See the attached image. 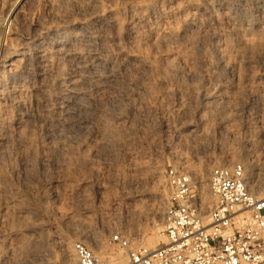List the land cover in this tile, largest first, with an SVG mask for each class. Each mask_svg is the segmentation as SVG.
I'll return each instance as SVG.
<instances>
[{
	"label": "rangeland",
	"instance_id": "1",
	"mask_svg": "<svg viewBox=\"0 0 264 264\" xmlns=\"http://www.w3.org/2000/svg\"><path fill=\"white\" fill-rule=\"evenodd\" d=\"M263 5L21 0L0 30V264H70L65 237L100 264L125 256L116 231L162 243L173 165L241 163L261 188Z\"/></svg>",
	"mask_w": 264,
	"mask_h": 264
},
{
	"label": "built area",
	"instance_id": "2",
	"mask_svg": "<svg viewBox=\"0 0 264 264\" xmlns=\"http://www.w3.org/2000/svg\"><path fill=\"white\" fill-rule=\"evenodd\" d=\"M166 182L171 194L161 222L165 242L150 248L123 231L109 237L127 264H264V185L257 189L243 164L212 168L205 185L173 165ZM73 250L78 264H100L83 242Z\"/></svg>",
	"mask_w": 264,
	"mask_h": 264
},
{
	"label": "bare ground",
	"instance_id": "3",
	"mask_svg": "<svg viewBox=\"0 0 264 264\" xmlns=\"http://www.w3.org/2000/svg\"><path fill=\"white\" fill-rule=\"evenodd\" d=\"M211 1V0H210ZM257 3L259 4L260 3H264V0H256ZM216 2V1H215ZM238 2V1H237ZM218 5V4H217ZM262 5V4H261ZM264 6V5H263ZM20 7H21V0H18L14 3L11 4L10 6V10L8 12V15H6V17H0V30L1 32L3 31V33L12 25L14 19L16 18V16L20 13ZM229 10V9H228ZM229 14V13H228ZM233 17V15H232ZM262 17V16H261ZM251 21V20H250ZM257 25H259L260 27H264V21L263 20H258ZM263 30V29H262ZM261 30V31H262ZM264 32V30L262 31ZM261 35V34H260ZM264 35V34H263ZM2 41V39H1ZM220 50V49H219ZM225 54V53H224ZM228 60V59H227ZM6 63V61H4ZM3 62V63H4ZM4 63V64H5ZM210 162V161H209ZM249 162V161H248ZM212 165V164H211ZM196 167V166H195ZM247 168V167H246ZM245 168V170H246ZM207 169H209V165L208 163L204 166V165H200L198 167H196L194 169V175L195 177L201 182V183H204L205 182V177H206V171H208ZM157 170V169H156ZM157 173V172H155ZM159 173V172H158ZM248 173V172H247ZM160 174V173H159ZM157 174V179L158 180H161V177L160 175ZM249 174V173H248ZM155 176V177H156ZM249 177V176H248ZM255 181V180H254ZM256 182V181H255ZM259 182V181H258ZM263 182V181H262ZM257 184V183H256ZM262 184V183H261ZM264 184V183H263ZM205 185V184H203ZM255 185V184H254ZM259 185V184H258ZM256 186V185H255ZM154 204V203H153ZM155 206V205H154ZM152 207V205H151ZM160 208L158 207H155L154 209V212L152 211V213H154L153 215V223L155 222V220L157 219L159 213H160ZM151 214V213H150ZM148 219V218H147ZM152 223V225H153ZM155 226V225H153ZM163 241L165 242V239H163ZM62 248L64 249V252H65V256L66 258L68 259V261L70 262V264H78L77 263V258H76V255L74 253V250H73V244H72V241L70 239H67L66 237L65 238H62L61 239V242H60ZM99 243V241H98ZM157 246V245H156ZM44 256V255H43ZM52 256V255H51ZM66 259V260H67ZM112 261H114L116 264H127V259L125 256H119V257H115V258H111Z\"/></svg>",
	"mask_w": 264,
	"mask_h": 264
}]
</instances>
